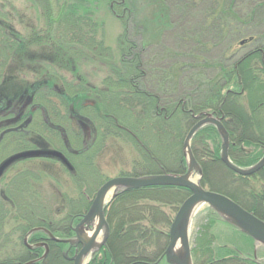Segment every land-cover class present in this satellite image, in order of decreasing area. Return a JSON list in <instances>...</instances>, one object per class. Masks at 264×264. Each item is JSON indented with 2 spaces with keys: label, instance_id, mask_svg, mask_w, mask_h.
I'll return each mask as SVG.
<instances>
[{
  "label": "trees",
  "instance_id": "16d2710c",
  "mask_svg": "<svg viewBox=\"0 0 264 264\" xmlns=\"http://www.w3.org/2000/svg\"><path fill=\"white\" fill-rule=\"evenodd\" d=\"M87 1L75 0L68 4L65 3L66 5L64 4L61 8L62 11L57 12L58 16L53 20L55 28L53 34L54 66L56 71H61L60 68L64 69L63 63L65 62L67 69L69 68L75 77L77 76L76 65L81 60L104 61L109 64L113 59L112 50L105 46L103 38H98L99 31L103 32L104 28L94 20V6ZM159 1L161 5H166L171 18H173L171 10L173 6L175 10L177 9V13L174 14L175 18H173L177 30H183L184 20L191 18L194 12L203 16L204 19L203 21L197 20V26L193 28L195 32L191 35L213 37L214 40H219L218 37H227L228 31L233 33V23L229 22V16L233 17L234 23L248 21L255 23L258 22L257 18L264 19V2H259V0L253 2L255 6L247 11L246 17L241 19V22L232 9L235 0H231V7L228 9H225L227 0H170L168 5L165 0ZM125 6H127V0H125ZM125 10L128 17H125L126 19L117 18L122 22L125 20L124 35L119 40L118 49L121 50V61L118 65L109 64L107 66L111 76L105 79L104 88H93L85 84L80 76H78L81 79L77 82L78 86H70L72 89L70 96L76 97L77 102H83L88 97V92L94 93L93 96L96 98L94 107L96 114L93 113V117L89 119L92 127L95 128L96 138L88 152L82 156L90 154L96 157V154L100 153L102 148L96 150L95 146L100 137L103 138L102 143L104 144L110 137L123 136L127 140L125 142L136 148L143 161L141 166H144V168L137 169L139 162H135L133 173L126 176L182 174L187 169L182 153L186 126L190 127L197 115L209 113L223 118L222 123L230 135L229 156L234 164L240 168H249L257 164L264 156V43L261 42L264 34L260 35L259 38H261L258 40H255L253 36L249 37V52L239 57L229 70L220 65L219 72L210 78L206 76L209 69L203 67L202 74L189 77L187 76L189 72L186 71L189 66H182L177 78H174L172 67V73L161 70H159L160 74L154 73L156 67L150 66L149 60L147 61L148 48L153 45L143 46L142 43L134 40L135 36L131 35L129 25L133 21L132 11L126 8ZM113 12L115 11L112 9V15ZM218 16L222 18L215 19ZM242 26L248 28V25L242 24ZM60 30L62 32L57 35ZM244 42L241 41V43ZM157 55H159L158 58L161 57L163 63L170 57L165 50L159 51ZM195 70L200 71L199 67H195ZM205 70H207L206 73ZM183 78L191 79V88L181 92L178 88ZM154 80L160 84L158 89L154 88L156 86L153 84ZM190 81L187 80L188 83ZM113 109L127 112L133 124L127 123ZM165 134L167 136H164ZM148 137L151 146L154 141L161 145L164 141L172 140L173 145L168 147L164 163L157 151L147 143ZM204 137L212 141V148ZM219 137L214 126H206L193 139V154L203 171L202 186L206 190L227 196L244 210L264 221V169L251 178L239 176L227 169L221 164ZM151 163L157 165L158 169L163 172L155 174L153 171L145 170V167ZM217 168L227 175L226 186H229V189L228 187L219 188L211 183L210 175L212 170ZM250 179L260 184L258 190L250 186ZM82 189L83 186L78 187L79 193L76 199L67 198L68 211L66 213H63L62 209L61 213L58 210H52V207H56L52 206L56 203L54 198V203L49 200L50 205L46 203L45 210H42L40 214L33 212L31 214L33 219L30 217L22 220L21 224L26 223L25 227L16 228L20 230L18 252L10 254L5 251L6 256L8 254L17 256L18 260L6 258L7 260L0 261V264L30 262L29 252L23 245V240L26 234L35 228H43L59 237L69 233L71 235L70 221L87 208L82 205L83 202H87V206H90L89 199L93 195L92 191L95 190L94 188L91 191L89 188L90 190L82 192ZM190 195L189 190L174 187L145 188L118 195L105 211L110 227L106 246L90 264H157L168 245L169 229L174 219V215H167L162 207L171 208L175 214ZM62 202H65L64 198ZM74 205L79 208L74 209L72 207ZM64 206L63 204L62 207ZM209 211L229 227L228 223L218 214L211 209ZM213 222V218L210 219L207 227L213 225ZM231 228L241 235L240 238L253 244L252 239L233 226ZM42 237L46 236L39 232L35 233L31 241H41ZM63 248V245L51 243L50 254L46 260L37 264H72L62 256ZM37 251L35 250L34 253ZM212 251L210 247L203 248V256L206 258L204 259L197 257L193 249L194 264H255L253 261L232 256H217L216 258Z\"/></svg>",
  "mask_w": 264,
  "mask_h": 264
},
{
  "label": "rangeland",
  "instance_id": "374dc122",
  "mask_svg": "<svg viewBox=\"0 0 264 264\" xmlns=\"http://www.w3.org/2000/svg\"><path fill=\"white\" fill-rule=\"evenodd\" d=\"M73 1L75 0H0V2L6 4L7 12L11 15V17H13L11 20L12 25L19 32L21 40L26 43L29 54L34 56L32 59L35 61H33L32 64L39 62L37 56L41 54L44 56H46L48 53L50 54L49 46L53 45V47H55L54 43L52 44L49 42L48 32L46 29V26L50 23V21H46L43 15L40 16V11L42 9H46L48 5L52 6V13H54L52 19L54 20L58 16V13L62 11L61 8L64 7V4H68ZM88 1L90 5L93 4L94 6V20H96L99 25H103L104 28L103 32L102 30L99 31L98 38H103L105 41V46L111 49L113 53V59L111 62H109V64L118 65L121 61V50H118L120 46L119 40L121 36L124 35L125 20L122 22L114 17V15H112L111 7L114 1L119 0ZM123 1V5L125 6V0ZM260 1L264 2V0H259V2ZM170 2V0H165L167 5ZM253 2L256 1L246 0L245 3V0H235L232 9L236 12L235 14L238 15L237 18L239 21L246 17L247 11H249L251 7L255 6ZM231 3V0H227L225 9L231 7ZM125 8L132 11L131 19H133V21L129 25L131 35L135 36L134 40L137 43H142L143 46L153 45L151 48H148L149 54L147 55V61L149 60L148 63L150 66L156 67L154 68L156 70L154 73L158 74L159 70L162 72H171L173 69V73H171L174 78H177L179 69L182 66H189V68L186 70L189 72L187 74L189 77L191 75L196 76L202 74L201 69L203 67L209 69L208 71L205 70L204 72L206 73L207 71L206 76L210 78L214 77L219 72L218 67L220 65L229 70L239 57L249 52V37L253 36L255 40H258L261 38H259V36L264 34V19L259 20L257 18L258 22L255 23H252L251 21H248L250 23H234L235 20L233 17L229 16V22L233 23V33H229L228 31L227 37H218L219 40H214L213 37L208 38L207 36L201 37L197 35H191L195 32L193 28L197 26V20L203 21L204 19L203 16H199L194 12L191 18L184 20V31L181 30L183 31L181 33L180 29L177 30L174 26L173 18H175V12L177 13L175 6H173L171 9L173 18H171L166 5H161L159 0H127V6H125ZM113 10L118 14L121 12V9L116 8L115 6ZM127 17L128 16H126V18ZM221 18L222 17L218 16V18L215 19ZM242 24L248 25V28L250 29L244 28ZM250 24H253L254 26ZM61 32L62 30H60L57 35ZM170 32L172 34H170ZM184 37H186V41L182 40ZM263 39L264 38H262L261 42L264 43ZM241 41L245 42L241 43ZM161 50H165V52L169 53L170 56L168 59H166L165 63H163L161 61V57L158 58L159 55H157ZM109 64L104 61L89 62L88 60H81L76 65L77 71L75 72L77 76L75 77V75L70 72L69 68L67 69L66 63L64 62V69L60 68L61 71H56V67H54L56 86L57 88L65 89L60 79L63 77L69 80L71 85L78 86V76H80L85 84H88L93 88L96 87L97 89H103L105 86L103 85L105 79L111 76L109 73V67H107ZM40 66L44 67L42 63ZM190 67H193V69H190ZM195 67H199L200 71L195 70ZM43 70L45 71V69ZM187 80L190 81L191 79H181V85L178 88L181 92L188 90L187 88L189 87L191 88V81L188 83ZM154 81L155 82L153 84H156L154 88L158 89L160 84L157 80ZM93 94L94 93L92 92H88V97L84 99V102L87 103L88 107L95 103L96 98L93 96ZM202 95H204V92H202ZM114 111L118 112L127 123L133 124V120L127 112H124L123 110ZM84 113L88 115L89 119L93 117L92 112L88 111ZM204 117L205 116H203V114L197 115L194 117L193 124L195 125ZM193 124L190 125V127L186 126L184 141L188 132L194 126ZM164 136H167V134ZM204 139L209 141V145L212 148V141L206 137H204ZM218 140L220 142L219 150L221 152V137H219ZM125 141L127 140L123 136L110 137L107 141H105V144L103 145L104 149L102 151L100 150V153H97L98 155L96 154V157H93V155L90 154L85 156H74L72 151H69V153L65 150L68 157H70L73 167H75L76 175L74 176L66 171L62 164L53 159L39 158L15 165V170L11 171L8 174L7 179L4 181V186H6V189L8 190L7 195H0V261H4L6 257L13 259L18 258L17 256H12L9 254L6 256L5 253V251L10 254H15L18 252V246L13 245L17 244V242L20 243L18 241L20 230L16 228H24L26 223L21 224L22 220L29 219L33 212H35L34 214H40L42 210H45L44 205H46L49 200L53 202V199L55 198L54 201L56 203L53 202L54 204L52 206L56 207H52V210H58V212H60L62 209L63 213H66L68 211V206L66 205L67 198L76 199L79 193V186H83V189L81 190L82 192L89 188L92 191L95 188V190L92 191L93 195L89 199V204L91 207L97 191L103 185L102 183H105L107 180L124 177L127 174L129 175L133 173L135 162H139L137 169L144 168V166H141L143 161L141 160L136 148ZM146 141L151 146L149 137ZM55 142L58 144V146L61 145V142L57 139ZM170 145H173L172 140L164 141L161 145L154 141L153 146H151L157 151L159 158L161 157L163 163L165 162L166 153L168 152V147ZM76 147L78 146H75L72 150L77 152L81 146H79V148ZM59 148H62V146H59ZM16 151H19V148L8 147L3 151L2 155L6 153V156H9ZM182 153L184 155L183 146ZM184 159L185 163H187L186 158ZM221 164L224 165L222 162ZM28 168L33 170L34 173L38 175L39 179L31 176V173L28 171H25L26 169L28 170ZM158 168L159 167H157V165L151 163L145 167V170L147 169L148 171H153L155 174L163 172ZM186 171H182V174H185ZM253 176H250L249 178ZM199 178V175L195 173V179ZM227 178V175L218 168L212 170V174L210 175L211 183L219 188H230L229 186H226ZM100 182H102L101 185H99ZM85 185H87L89 188ZM259 185L260 184H256L254 179H250L251 187L258 190ZM49 186L51 187L50 191H48ZM63 198L65 202H62ZM48 204L50 205V203ZM63 204L65 205L64 208L62 207ZM82 205H84L85 208L87 207L83 211V213H86L90 207L87 206V202H83ZM72 207L74 209L79 208L76 205ZM163 208L167 215L171 216L173 214L175 217L177 212L174 214V211L167 206L162 207V209ZM211 217L214 221L213 225H209V227H207L209 220L212 219ZM33 218L34 217L32 216L31 219ZM34 222H36V220ZM79 224L80 223L77 220L76 225ZM231 227L232 226L230 225L228 227L218 217L212 215L208 207L199 206L195 211L190 228L191 247L192 250H195L197 257H203L206 259L203 256V248L210 247L213 250L212 252L216 258L217 256H232L242 260L245 259L250 260L251 262L253 261L255 264H264V247L261 245H256L254 241L253 244H249L246 240L240 238L239 236L241 235L237 234L236 231ZM74 229H76V227ZM81 232V235L85 237V235L89 234L91 230H85L84 227H82ZM103 236L104 235H102V239ZM73 240L76 241V238H73ZM31 242L29 241V244ZM193 262L195 263L194 258ZM71 263L73 264L72 261ZM90 263L91 261L88 264ZM159 264L166 263L165 261H162Z\"/></svg>",
  "mask_w": 264,
  "mask_h": 264
},
{
  "label": "flooded vegetation",
  "instance_id": "af4514ba",
  "mask_svg": "<svg viewBox=\"0 0 264 264\" xmlns=\"http://www.w3.org/2000/svg\"><path fill=\"white\" fill-rule=\"evenodd\" d=\"M123 4V0L113 2L111 9L114 6L121 9L119 14L113 12L114 17L124 19L127 16ZM52 12L53 7L48 5L46 9L40 11V16L43 15L46 21H50L49 24L47 22L46 29L49 42L53 44L54 21L52 17L54 13ZM12 19L13 17L7 12L6 4L0 2V170L12 157L28 152L56 151L63 155L71 167H68L60 159L48 156L14 161L0 171V195L3 196H6L8 192L7 187L4 186V181L7 179L8 174L15 170V165L29 160L39 158L53 159L62 164L63 168L70 174L76 175L75 172L73 173L75 167H73L66 151H72L74 156H82L88 152L96 138L95 128L92 127L88 115L84 113L88 111L95 113V103L88 107L86 102H77L76 97L72 98L70 96V91L72 90L70 87L71 82L65 77L60 78L65 89L57 88L54 72L55 48L53 45L49 46L50 54L37 56L39 62L32 64L35 61L32 59L34 56L29 54L26 43L21 40L19 32L12 25ZM41 63L44 67L40 66ZM79 80L81 79L79 78ZM56 139L61 142L59 146H62V148H59L55 142ZM102 141L103 138L100 137L95 143L98 148L96 150L102 148V151L104 149L103 145L105 142L103 144ZM77 145L82 147L81 151L72 150ZM8 147L19 148V151L9 156H6V153L2 155L3 151ZM25 171L39 179L33 170L28 168ZM48 189L50 191L51 187L49 186ZM87 212L80 213L70 221L69 229L71 230V235L70 233L61 237L53 235L57 241L52 240L49 235L51 233L43 228L42 230L44 231H39V233L46 237H42L41 241L31 242L30 237H27L29 233L26 234L23 245L29 252L30 262L37 264L46 260L50 254L51 243L63 245L62 256L71 262L69 258L80 252L82 246L72 245L68 241H74L73 238H76L74 231V228L78 226L76 221L78 220L81 223ZM84 229L88 230L86 226H84ZM26 238H28V244H25ZM29 241L31 242L30 244ZM19 244L17 242V244L13 245L19 246ZM44 245H47L48 250H46ZM35 250H38L37 253H34Z\"/></svg>",
  "mask_w": 264,
  "mask_h": 264
},
{
  "label": "water",
  "instance_id": "95a60500",
  "mask_svg": "<svg viewBox=\"0 0 264 264\" xmlns=\"http://www.w3.org/2000/svg\"><path fill=\"white\" fill-rule=\"evenodd\" d=\"M198 121L188 132L183 149L184 157L187 160V171L185 174H158L145 177H119L107 181L97 192L95 199L83 217L82 222L74 230L76 241H68L72 245H81L80 252L69 258L73 264H88L99 250L106 245L110 234V227L106 220L105 210L107 206L120 194L134 190L154 187H174L189 190L191 195L178 209L169 231V242L164 252L163 259L167 264H193L192 247L190 242V228L196 208L206 206L218 214L226 223L236 228L238 231L251 238L256 245L264 247V221L258 219L253 214L244 210L240 205L225 195L206 190L202 184L203 171L197 162L191 148L194 136L205 126H214L222 139L220 160L227 169L242 177H250L264 169V156L250 168H240L236 166L229 156L230 135L224 127L223 118L214 117L212 114ZM54 157L71 167L61 153L58 152H28L12 157L1 168L19 159L31 157ZM197 173L199 179L196 181L193 174ZM98 219L97 226L94 225ZM86 226L93 233L89 239L84 238L80 229ZM41 231L34 229L29 235ZM103 233V241L98 246L96 243L100 234ZM52 240L57 239L51 236ZM28 239L25 240L27 244ZM66 242V241H64ZM48 250L47 245H44ZM180 246L181 252L176 249ZM45 257V256H44ZM43 257V258H44ZM68 258V257H67ZM30 262L27 264H33Z\"/></svg>",
  "mask_w": 264,
  "mask_h": 264
},
{
  "label": "bare ground",
  "instance_id": "6f19581e",
  "mask_svg": "<svg viewBox=\"0 0 264 264\" xmlns=\"http://www.w3.org/2000/svg\"><path fill=\"white\" fill-rule=\"evenodd\" d=\"M208 114H209V113L203 114V116H204V115H208ZM199 165H200V164H199ZM200 167H201V166H200ZM193 178H194L195 181L197 180V179H195V174H193ZM197 209H198V208H196V210H197ZM97 223H98V219L95 221L94 225L97 226ZM81 233H82V232H81ZM83 233H84V232H83ZM92 234H93V233L90 232L89 234L85 235V237H84V236H83V237L86 238V239H89V238L92 236ZM102 235H103V233L100 234V236H99V238H98V241H97V243H96L98 246H99V245L102 243V241H103V239H102ZM168 242H169V240H168ZM167 246H168V245H167ZM166 248H167V247H166ZM176 252H177V253L181 252V248H180V246H178V248L176 249ZM163 255H164V254H163ZM162 257H163V256H162ZM162 261H165V259H162L160 262H162ZM160 262H159V263H160ZM159 263H158V264H159ZM165 263H166V261H165ZM166 264H167V263H166Z\"/></svg>",
  "mask_w": 264,
  "mask_h": 264
}]
</instances>
